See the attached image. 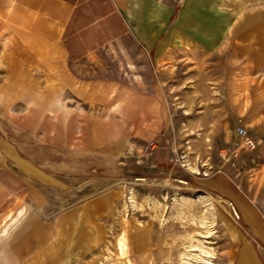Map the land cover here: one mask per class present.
Here are the masks:
<instances>
[{"label":"rangeland","instance_id":"1","mask_svg":"<svg viewBox=\"0 0 264 264\" xmlns=\"http://www.w3.org/2000/svg\"><path fill=\"white\" fill-rule=\"evenodd\" d=\"M220 44L76 63L0 23V263L235 264L252 234L212 181L264 225V61Z\"/></svg>","mask_w":264,"mask_h":264},{"label":"crops","instance_id":"2","mask_svg":"<svg viewBox=\"0 0 264 264\" xmlns=\"http://www.w3.org/2000/svg\"><path fill=\"white\" fill-rule=\"evenodd\" d=\"M0 23L53 48L58 59L76 63L128 37L156 57L202 55L230 42L246 53L252 61L248 66L264 61V0H0ZM4 48L15 51L8 44ZM212 185L232 196L252 234L235 264H264L258 211L229 187L226 177Z\"/></svg>","mask_w":264,"mask_h":264},{"label":"built area","instance_id":"3","mask_svg":"<svg viewBox=\"0 0 264 264\" xmlns=\"http://www.w3.org/2000/svg\"><path fill=\"white\" fill-rule=\"evenodd\" d=\"M238 135L243 140V143H242L241 146H240V144H237V146L239 148L236 150V152L238 150H242L243 148L251 149V150L256 148L255 142L250 138L249 133H248V131L246 129L240 128L239 132H238Z\"/></svg>","mask_w":264,"mask_h":264}]
</instances>
